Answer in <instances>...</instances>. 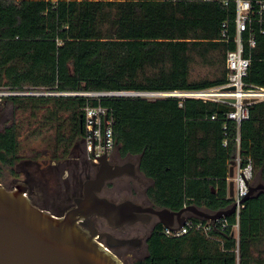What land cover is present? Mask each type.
I'll use <instances>...</instances> for the list:
<instances>
[{"label":"trees","instance_id":"16d2710c","mask_svg":"<svg viewBox=\"0 0 264 264\" xmlns=\"http://www.w3.org/2000/svg\"><path fill=\"white\" fill-rule=\"evenodd\" d=\"M233 16V7L205 0H60L56 7L51 0H0V88L217 87L228 82L227 53L236 47L233 24L230 38L223 35L224 21ZM245 55L251 58L246 88H264V32ZM197 64L209 65L216 75L193 78ZM5 100L14 112L0 130V179L5 168L21 164L29 148L27 163L35 166L74 155L87 136L85 107L101 105L109 108L121 152L141 154L140 168L153 179L148 193L161 205L228 207V164L238 147L253 159L255 175L264 182V99L249 105L239 141L237 122L226 117L233 105L220 100L186 97L179 105L177 97L63 94H16ZM228 219L225 228L212 231L220 239L212 244L193 231L164 238L157 230L149 255L133 264H264V190L245 202L239 239L233 235L235 216Z\"/></svg>","mask_w":264,"mask_h":264},{"label":"water","instance_id":"95a60500","mask_svg":"<svg viewBox=\"0 0 264 264\" xmlns=\"http://www.w3.org/2000/svg\"><path fill=\"white\" fill-rule=\"evenodd\" d=\"M229 100L234 102L236 99L231 97ZM98 159L96 178L86 184L84 197L76 198V205L63 215L34 203L26 182H17L9 188L0 181V264H126L111 249L112 245L106 247L98 240L92 216H103L114 225L139 219V213L146 207L129 199L115 202L97 193L106 181L123 174H135L137 167L132 161L113 163L107 148ZM233 170L230 166V176ZM263 190L262 181L250 184L244 201ZM233 191L234 182L230 180V195ZM235 207L232 204L210 210L189 203L177 209L163 206L153 208V211L164 226L174 227L178 223L179 228L185 224L188 212L216 221L233 214ZM86 223L92 227L91 232L84 228ZM133 240L116 239L115 243L126 244Z\"/></svg>","mask_w":264,"mask_h":264},{"label":"built area","instance_id":"2783aa9c","mask_svg":"<svg viewBox=\"0 0 264 264\" xmlns=\"http://www.w3.org/2000/svg\"><path fill=\"white\" fill-rule=\"evenodd\" d=\"M104 1V0H99ZM210 2H221L228 8L234 9V16L232 19L228 18L224 21L223 35L229 39V25L233 24L235 27V34L233 41L236 44L235 49L229 50L227 53L226 64L228 68V82L226 84L200 90H145V91H116V92H100V91H86V92H55L63 95H86L101 97L105 95L118 96H140L148 99H159L166 97H177L179 105L184 104L186 97H200L204 100L214 99L220 100L233 105V108L227 111L226 117L229 120L237 122L239 141L240 124L243 120L250 117L249 105L260 98L264 97L263 87H252L247 89L244 78L248 74V68L251 58L245 55L247 46L254 47L257 44L258 34L264 32V0H205ZM56 7L60 0H51ZM234 86L235 89H226ZM34 94L36 91H12L6 88H0V101L6 96L16 94ZM235 98L232 102L229 98ZM249 99V101H246ZM86 130L87 137V151L90 157L99 163L98 156L101 155L106 148L111 152L116 142L113 135L112 123L113 118L109 116V108L98 106H86ZM215 117V116H213ZM92 125L91 134L88 133V126ZM227 128V125H225ZM228 138L223 140L225 146L228 145ZM93 151L95 154H93ZM230 166L234 167L233 175L228 176V181L234 182L233 195H230L228 189V198H231V203L235 204V211L233 216L236 222L233 225V235L239 239V221L241 210L245 207L244 198L249 192L250 184L255 183V167L251 157H244L241 154L240 147L237 148L233 155ZM228 206V207H229ZM229 224L228 216H223L216 221L197 217L193 214L188 215L185 224L178 228V223L174 227L164 226L161 233L168 237H180L190 231H200L208 236H213L212 231L220 226L225 228ZM101 242V241H100ZM108 247L106 243L101 242Z\"/></svg>","mask_w":264,"mask_h":264},{"label":"flooded vegetation","instance_id":"af4514ba","mask_svg":"<svg viewBox=\"0 0 264 264\" xmlns=\"http://www.w3.org/2000/svg\"><path fill=\"white\" fill-rule=\"evenodd\" d=\"M114 152H116L115 156L113 155ZM110 155L113 163L132 161L136 164L137 169L135 174H123L106 181L97 191L98 195L107 197L115 202L129 199L146 207V210L139 213V219L134 222L114 225L107 218L98 214L93 215L92 220L98 240L112 245L111 249L122 258L123 261L129 258L132 259L131 264H133L135 261L144 259L149 255V240L157 230L163 235L161 233L162 228H160L161 225L163 226V223L154 213L153 208L166 205L159 204L153 200L148 193L150 186L153 184V179L146 176L142 170L139 169L141 154H123L120 145L117 146L115 144ZM23 169L25 174L29 176V178L26 177L24 179L30 187V194L34 203H36L35 195L38 194V192L30 186V179L42 184L49 182V179L58 182L54 195H59L68 202L66 210L62 212V214H58L63 215L67 210L76 205V198L84 197L86 184H90V182L96 178L99 170V163L90 157L87 151V141H85L81 149H78L74 155L63 162L51 163L48 166L38 164L33 171H29L27 166ZM15 184L11 185V187ZM189 203L191 202L185 201L182 206ZM180 207L174 208L177 209ZM187 214L191 215L192 213L188 212ZM83 226L88 231H92V227L89 224L86 223L83 224ZM163 236L164 238H171L165 235ZM116 239L134 240L132 243L120 244L115 243Z\"/></svg>","mask_w":264,"mask_h":264},{"label":"rangeland","instance_id":"374dc122","mask_svg":"<svg viewBox=\"0 0 264 264\" xmlns=\"http://www.w3.org/2000/svg\"><path fill=\"white\" fill-rule=\"evenodd\" d=\"M214 69L211 68L209 65H204V64H197L194 67V71H193V78H203V77H210L213 78L216 74L213 71ZM30 94V93H27ZM41 94H57L54 91H36V93H34V95H41ZM260 99H264V97L260 98ZM13 105L12 103H8L5 99H3L2 101H0V130L4 127V125L8 122H11L12 117H13ZM88 133L91 134V130H92V125L88 126ZM87 139H91V136H86L84 138V141L82 139L83 142L86 141ZM31 151V149H27L25 150L24 154V158L21 160V164H14L11 167H7L4 170V175L3 177L0 179V181L5 184L7 187L12 188L11 185L17 183V182H25L24 178H29V176H27L25 174V171L23 170L24 167H28L29 171H33L35 170V165L34 164H28L27 160L31 159V155L29 154ZM24 153V152H23ZM30 155V156H29ZM114 156L116 155V152H114L113 154ZM30 157V158H29ZM33 158V157H32ZM31 161V160H28ZM23 170V171H22ZM30 186L36 191L38 192V194L35 195V201L37 203V205H39L40 207L43 208H47L49 210H51L52 212H54L55 214H62V212H64L66 210V206L68 204V202L64 199H62L61 196L59 195H54V191L57 188V184L58 182L56 180L53 179H49V182H47L46 184H42L40 182L37 183V181H34L32 179ZM258 181V176L255 179V182ZM126 264H131L132 263V259H124Z\"/></svg>","mask_w":264,"mask_h":264},{"label":"crops","instance_id":"0c3cea01","mask_svg":"<svg viewBox=\"0 0 264 264\" xmlns=\"http://www.w3.org/2000/svg\"><path fill=\"white\" fill-rule=\"evenodd\" d=\"M228 166H229V171H230V164H228ZM228 176H229V173H228ZM228 176H227V178H228ZM228 189H229V181H228ZM197 234H200V235L204 236L206 239H208L207 242H209V243H211V244H212L214 241H216V240H219V241H220V239H219L218 236H216V235L208 236V235H206L205 233L200 232V231H193V232L191 233L192 236H196Z\"/></svg>","mask_w":264,"mask_h":264}]
</instances>
